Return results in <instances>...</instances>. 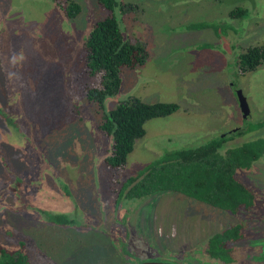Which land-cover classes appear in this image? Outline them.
<instances>
[{
    "label": "rangeland",
    "instance_id": "obj_1",
    "mask_svg": "<svg viewBox=\"0 0 264 264\" xmlns=\"http://www.w3.org/2000/svg\"><path fill=\"white\" fill-rule=\"evenodd\" d=\"M75 1L81 12L69 18L51 0H0V256L21 252L27 264H264V153L237 171L256 195V207L237 215L177 192L120 195L128 177L167 151L222 136L223 153L264 138V63L245 74L237 63L264 42V0H120L133 5L114 10L127 42L147 56L122 64L121 88L104 108L136 100L176 108L145 122L117 169L105 161L113 140L99 128L102 108L86 92L108 87L88 73L84 43L110 12L99 0ZM238 223L244 237L231 244L234 260L204 253L211 235Z\"/></svg>",
    "mask_w": 264,
    "mask_h": 264
},
{
    "label": "trees",
    "instance_id": "obj_2",
    "mask_svg": "<svg viewBox=\"0 0 264 264\" xmlns=\"http://www.w3.org/2000/svg\"><path fill=\"white\" fill-rule=\"evenodd\" d=\"M51 1L69 18L81 12V6L75 0ZM99 1L110 14L95 23L85 40L86 68L90 75L100 74L108 87L88 88L86 92L88 98L99 101L102 108L99 128L112 136L113 140L112 152L105 161L107 166L117 169L123 167L135 141L144 136L145 122L170 115L176 104L136 100L119 102L108 111L104 108L107 97L113 96L121 88L122 64L132 67L142 63L147 53L142 44L127 42L120 20L114 12L115 9L122 11L125 6L133 5H124L120 0ZM241 10L239 8V15ZM236 12L238 10L234 9L230 14L235 15ZM237 63L243 73L255 70L264 63V42L248 46L239 54ZM226 138L221 136L196 147L163 153L128 177L121 187L120 195L134 200L157 192H177L233 215L252 209L256 195L239 180L237 171L249 168L263 155L264 138H254L222 153L219 149ZM240 230H243L242 224L238 223L211 235L206 241L205 252L213 258L231 262L234 260L231 244L238 241ZM20 253L0 256V264H27L24 255Z\"/></svg>",
    "mask_w": 264,
    "mask_h": 264
},
{
    "label": "water",
    "instance_id": "obj_3",
    "mask_svg": "<svg viewBox=\"0 0 264 264\" xmlns=\"http://www.w3.org/2000/svg\"><path fill=\"white\" fill-rule=\"evenodd\" d=\"M239 97V106L241 111L243 112V115L246 116L248 114V106L247 102L245 100V97L241 94V91L237 92ZM136 264H178L175 262H165L161 260H142Z\"/></svg>",
    "mask_w": 264,
    "mask_h": 264
},
{
    "label": "flooded vegetation",
    "instance_id": "obj_4",
    "mask_svg": "<svg viewBox=\"0 0 264 264\" xmlns=\"http://www.w3.org/2000/svg\"><path fill=\"white\" fill-rule=\"evenodd\" d=\"M249 72H252V71L244 72V74H245V73H249ZM242 73H243V72H242ZM247 106H248V105H247ZM239 107H240V106H239ZM240 111H241V110H240ZM241 114H242L243 117H246V116L249 114V108H248V114H247L246 116L243 115V112H242V111H241ZM240 128H241V127H240ZM248 129H249V128L247 127V128H245L244 130H241V129H240V130L238 131L237 128H236V129L232 130V132H235V133H238V134L241 135V133H242V134H245V133L249 132ZM236 130H237V131H236ZM242 182H243V181H242ZM255 207H256V206H254L253 209H254ZM127 226H128L129 228H131L130 225H127ZM228 227H230V226H228ZM228 227H227V228H228ZM243 234H244V232H243V230H242V233L240 234L241 236L239 237V239L242 238V237H244ZM126 239H128V238L126 237V238H124L122 241L124 242V240H126ZM239 239H238V241H239ZM259 240H260V239H259ZM206 241H207V240H206ZM115 243H116V242H115ZM124 245H125V244H124ZM124 245H122V246H123L124 249H126ZM205 248H206V247H205ZM12 253H13V252H12ZM204 253L206 254V252H204ZM180 258H183V255L180 256Z\"/></svg>",
    "mask_w": 264,
    "mask_h": 264
}]
</instances>
